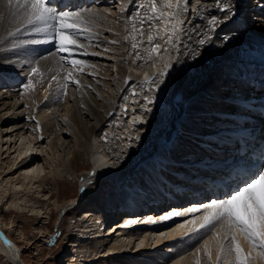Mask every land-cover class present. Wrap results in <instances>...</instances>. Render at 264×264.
<instances>
[{
	"label": "bare ground",
	"instance_id": "bare-ground-1",
	"mask_svg": "<svg viewBox=\"0 0 264 264\" xmlns=\"http://www.w3.org/2000/svg\"><path fill=\"white\" fill-rule=\"evenodd\" d=\"M128 1L104 0L100 3L102 6L96 2L92 6H90L92 3L89 2L84 4L82 10L88 9L90 13L95 14L93 36L96 43L87 48L91 49L93 53L100 54L98 56L93 55L91 60H86L87 64L92 65V67H89V71H83L78 75L77 78L83 87H73L76 92L72 99H70L68 92L67 96H62L55 84L52 89L47 92L44 91V88L47 87L48 78L58 74L56 72L58 70L50 67H54V63H58V60H55L56 57L51 58L49 56L40 62L37 60V62L28 63L29 65H25V67L21 65L25 60L24 58L16 61L17 63L13 61L14 63L8 64L9 67L6 68L3 55H7L8 48L5 51L1 47L0 154L2 150L1 140L5 134L8 133L7 140H5L8 146L7 152H12V148L19 143L13 150L18 149V152L14 154L12 159L7 160L10 169H7L6 173H16L13 177L9 176L0 180V182L5 181L0 189V195L5 197L10 190L12 195L9 202L11 205L24 202L26 206L33 205L34 208L31 207L34 210L38 208L36 210H40L43 214L46 212L45 207L52 209V203L55 205L59 203L61 207L69 209L75 204L77 196H71L66 202H61L58 196L56 198L50 192H44L45 182L42 180L49 178L48 172H55L54 175H58L60 178L64 174L70 175L75 171L78 172L75 162L82 156L85 159L84 155H86L90 159V165L87 166L83 163L82 170L80 169L79 172L82 175L81 183L84 186H91L89 183L91 181L104 183L107 180H121L122 182L131 179L130 183L126 185L123 196H120L121 193L119 194L120 198L116 200L115 206L104 205L97 207L98 209L96 208L94 211L88 209L91 210L89 214L96 213L97 222L108 224L106 226L108 237L104 239L95 237L90 247L92 254H95L93 251H97L96 253L100 254L99 257H103L100 263H121V261L115 263L116 255L121 251L132 250L133 247L130 245H132L133 237L136 234L139 238L137 246L142 245V249L148 247L164 248L168 246L164 244L167 240L172 241L171 245H174L169 248H162L163 255L153 257L152 254L143 253L146 258L150 259L147 264H195L193 253L196 248L200 247L204 233L182 235L184 229L180 227L186 221L192 220L193 215H180L169 220H161L160 217H151L153 212L150 210L144 211V214L138 216L135 215L136 213H123L121 209L134 208V205L137 204L152 203L153 198L161 199L162 191L167 190L164 184H171V191L176 190L175 187L182 190L180 180L175 181L180 176L179 172L184 173L185 168L193 167L195 162L203 163L210 155V152H207V147L213 145L211 142L214 141L212 139L214 134L230 129L226 125L230 121L224 117L230 113L229 108L231 107L228 99L235 96L248 97L244 93L245 88L242 86L244 85L242 78L247 71L246 68L264 62V10L260 9V12H257V9L253 13L251 11L243 12L244 8H252L249 5L251 0H248L249 3L246 0H226L233 6L236 15L230 16L227 20H222L219 26L213 30L209 27L212 19L209 13H214L217 18L223 16V13L212 6L211 0H208L207 4L202 0L197 12L188 11L181 14L180 18L184 19L185 23L183 31H178L177 35L174 36V46L172 44L165 45L163 40L156 41L162 45L161 54L164 59L157 60L156 67L153 68L152 63L147 60L146 37H142L141 41L144 45L143 48V45L141 46L143 49L142 56L145 58L142 64H137L128 57L131 50H126L127 56L126 54L119 55L117 51L120 46L117 43H109L111 40H119L125 43L123 38L124 23L120 20L124 19L128 12L139 10V5L142 2V0H134L130 3V11H125L126 5L124 4L128 5ZM191 2L192 7H194V0ZM159 3L162 6L163 0H159ZM239 9L241 11L237 14ZM0 12L4 13V18L0 20V45L7 47L4 41L7 40L8 36L6 39L4 36L8 35L9 31L5 35L3 34L7 31L6 28L12 27L13 29L14 27L15 29L17 18L7 12L2 2H0ZM248 15L251 16L247 17ZM252 17H258L257 20H260V23L253 29H249L246 23ZM193 25H196V31L192 30ZM201 39L206 40V43L200 45L198 41ZM124 46L126 47V44ZM165 48L167 51H164ZM4 57L6 59V56ZM99 57H102L103 61ZM169 57L172 66L166 69L167 75L156 81L158 87L152 85V90L149 91L150 86L145 84L146 88L143 89L145 74L149 76L154 72L152 77H155L158 69L169 62ZM206 58H209L208 62ZM5 61L7 63L8 60ZM109 61L119 64L118 77L114 76L118 72L114 73L113 68L107 66ZM34 63H39L42 66V71L43 69L46 71H43L45 75L43 86H41L38 77L34 78L37 85L35 91L25 92L23 85L21 91L17 90V87L11 88L8 86L9 83H5L7 79L2 78L5 75L28 80L29 69ZM130 77H134L137 84L136 92L128 88V78ZM10 83L14 82L11 81ZM88 85H91V88ZM18 97L23 98V100H18ZM58 97L60 98L58 99ZM145 97L151 98L153 103L147 104ZM69 100H73V102H69ZM122 101L125 102L122 103ZM71 103L74 107L70 106ZM125 104L128 105L127 109H124ZM147 109L151 110L148 111ZM114 113H119L118 115L123 119V123L119 122L120 124H116V126L119 128L118 133L124 136L125 140L118 146L114 144L113 150L110 151L107 149V144L104 143L102 135L104 124L111 115L114 116ZM172 117H176V120L171 121L170 118ZM134 118L137 121L135 123L133 122ZM167 124H170L169 135L173 134L175 139L170 146L159 147L158 142L162 138H168L167 132L163 130ZM26 130L33 131L35 133L34 138H28L27 135L23 134ZM141 137H146V144L151 146H149V150H144V152L137 149L142 153L134 150L141 145ZM26 138L29 140L25 141ZM39 138L44 139L46 145L36 144L35 142ZM144 140L143 142H145ZM32 142L40 147L37 150H32ZM127 148L133 150L130 158H136V153H139L138 155L141 157L132 165L124 167L116 162L115 157L127 156L126 153H129ZM156 148L157 150H154ZM38 152H46V158H44L46 162H40L41 158H39L40 153ZM112 152L115 153L114 158ZM204 153L206 154L205 157L199 156ZM8 155L11 156L12 154L8 153ZM171 157L175 159L176 163L170 162ZM21 160L23 162H20ZM19 163L21 164L19 165ZM45 163H48L49 166H46ZM15 164L16 167L11 169ZM47 167L50 170H47ZM3 168L4 165L0 164V173H3ZM164 175L168 176L170 181L168 179L161 181L165 178ZM36 184L37 186L33 188ZM39 195L42 198H39ZM6 200L8 201L9 198ZM65 204L66 206H64ZM158 205L156 203L155 207L158 208ZM171 206L176 205L170 204L169 208ZM186 209L179 211L183 212ZM115 211L117 215L122 214L120 220H126L124 222L126 227L117 228L119 218H112ZM118 211L121 213L119 214ZM9 212L0 209V255H5V259L9 261L8 264H28L23 255L22 245L11 235L9 230L10 223L15 220L13 214ZM45 215L52 217V214ZM143 215L156 222H148L149 218L142 219ZM194 215L199 216L200 214ZM182 216L187 218L182 222L183 224L171 223L175 218ZM132 217L137 218L131 219ZM44 222L47 223V221ZM3 223H6L7 226ZM46 223L41 224L40 229H38L44 236L46 235L42 233L49 229ZM95 224L97 223L95 222ZM102 230L103 228H98L96 231ZM20 232L26 233L25 225L20 227ZM34 238L32 243L37 241ZM101 241L106 242L104 250H99L97 247L99 246L98 242ZM71 242L70 246L74 245L75 248V239ZM175 242L177 244H174ZM20 256L22 257L20 258ZM52 256L49 264H74L75 260L79 259L80 253L77 252L76 248L74 251H70L64 260L62 257H58L59 254ZM163 258L165 259L164 262L162 261ZM140 259L141 257L138 258V261ZM143 260L146 262L145 258ZM88 263L86 260L83 264Z\"/></svg>",
	"mask_w": 264,
	"mask_h": 264
},
{
	"label": "snow or ice",
	"instance_id": "snow-or-ice-1",
	"mask_svg": "<svg viewBox=\"0 0 264 264\" xmlns=\"http://www.w3.org/2000/svg\"><path fill=\"white\" fill-rule=\"evenodd\" d=\"M0 2L5 5L9 14L20 21L14 31L8 32L9 37H16L21 32L41 34L43 39H32L25 43L34 45L51 43L55 47V52L50 55H59L60 72L48 78L44 91L52 89L55 84L62 96H67L69 84L78 88L83 87L77 77L90 65L83 59H78L76 53L83 52L84 55H89L83 41L90 43L94 35L95 14L90 13L88 9L58 10L51 0H0ZM203 2L207 4L208 0ZM194 4L191 11L197 12L202 0H194ZM211 4L223 13L219 18L214 13H209L212 17L209 27L213 30L222 20L236 15L233 6L226 0H211ZM189 7L190 0H183L182 4L181 0H163L162 6L159 0H147L146 4L139 5L140 9L145 10L144 18L139 26L135 22L131 25L130 33L124 37L125 41L129 39L135 41L131 44V48L137 50L141 43L137 41V36L146 37L147 60L155 68L156 61L164 59L161 54L162 45L156 41L163 40L165 45H175L174 36L178 31H183L185 23V20L180 18L181 14L188 12ZM3 18L4 13L0 12V20ZM192 30H197L196 25H193ZM109 43L116 44L118 41L111 40ZM198 43L203 45L206 40L201 39ZM164 51H167V48ZM135 59L145 58L136 51ZM171 66L169 57V62L158 69L155 77L145 74L144 82L150 86L149 91L152 90V85L158 87L156 81L167 75L166 69ZM37 77L43 86L44 72L39 63H34L29 69L28 82L23 85L25 92L36 90L34 78ZM88 87L91 88V85ZM145 100L147 104L153 103L149 97H145ZM133 122H137L135 118ZM196 213L200 215L195 216ZM190 214H193V219L180 226L184 229L182 235L204 233L200 247L193 253L195 264H264V164L250 168L235 188L229 186V191L224 195L211 199L208 203L193 205L183 212H169L160 219L169 220L175 216ZM148 222L156 221L149 218ZM51 243L54 244L55 241ZM9 246L11 247L10 244Z\"/></svg>",
	"mask_w": 264,
	"mask_h": 264
},
{
	"label": "rangeland",
	"instance_id": "rangeland-1",
	"mask_svg": "<svg viewBox=\"0 0 264 264\" xmlns=\"http://www.w3.org/2000/svg\"><path fill=\"white\" fill-rule=\"evenodd\" d=\"M118 2V1H117ZM129 4H124L126 5V10L125 11H130V3L131 1H128ZM147 0H142V3L146 4ZM117 4V3H116ZM92 6V5H91ZM247 7V6H246ZM251 12L253 13V11H255L252 8ZM68 11V10H67ZM72 11V10H69ZM77 11V10H75ZM241 11V9L238 10L237 14ZM243 12H249V7H247L246 9L244 8ZM127 18L125 16L124 19H121L120 22L124 23V33H123V38L125 37V35H128L130 33L131 30V25L135 22L137 24V26H139L140 21L144 18L145 15V10L143 9H139L136 10L135 12H128ZM251 15H248L247 17H250ZM133 17L135 18V20H133ZM258 17H252L251 19L247 20V28L249 29H253L256 25H258L260 23V20H257ZM20 22L17 19V26H19ZM16 26V27H17ZM15 27V28H16ZM11 29V30H8ZM6 28L3 35H5V33H7L8 31H14V27L12 29V27ZM147 30V27L145 26V31ZM8 34V33H7ZM23 35V36H22ZM108 35V34H106ZM8 35H5V39ZM26 37V38H25ZM37 37V34L35 35L34 33H30V32H21L19 33L16 37H9L7 38L5 42L6 45L2 46L0 45V49L2 47V50L7 49L6 54L7 55H3V62L6 68L9 67V65H12L14 62L19 61L21 59H24V57H28L29 60H38V62H40V60H42L43 58H49L46 57L49 52H45L41 49H34L33 44L30 43H25L26 41H30L32 39H35ZM16 38V39H15ZM30 38V39H28ZM25 39V40H23ZM137 41H142V37L137 36ZM10 42V43H9ZM12 42V43H11ZM135 42L132 41L131 39H129L128 41L121 42L118 40L117 45L120 46L118 47V51L117 53L119 55H124L126 53V50H131V54L128 55V57L130 59H132L133 61H135L137 64H142L144 63V60H136L135 59V53L136 51H139L140 54L142 55L143 53V47L144 45L142 43H140V46L137 50H133L131 48V44ZM11 45H9V44ZM124 44H126V47L124 46ZM14 45H16L14 47ZM143 45V46H142ZM142 46V48H141ZM87 47H92L89 45H85V49L86 51L89 50L90 52L89 55H84L83 52H78L76 53V57L78 59H83V60H91L93 55L91 52V49L87 48ZM99 49V48H98ZM125 49V51H124ZM6 51V50H5ZM30 51H33V53H30ZM26 53V55H25ZM6 56V59H4ZM98 56V55H97ZM55 57V56H51ZM91 57V58H90ZM102 61L103 58L99 57ZM59 55L58 58H56L55 60H58V63H54V67H52L55 70H58L56 72H60V67L59 65ZM8 60L7 63H5ZM207 60V58H206ZM14 61V62H13ZM86 61V62H87ZM10 62V63H9ZM208 62V61H207ZM12 63V64H11ZM9 64V65H8ZM53 64V63H52ZM57 65V66H56ZM107 66H109L110 68H113V72L116 73V71L118 72L117 74H115V77L119 76V64L117 63H113V61H109L107 63ZM40 67L42 68V66L40 65ZM89 67H92V65H90ZM86 67L84 69L85 72L89 71L90 68ZM45 68V66H44ZM58 68V69H57ZM42 70V69H41ZM44 72H46L43 69ZM81 74V73H80ZM154 74V72H153ZM132 84V85H131ZM143 89L146 88L145 82L143 83ZM75 86H73L72 84H69L68 87V94L70 95V99L73 98V96L75 95V89L73 88ZM128 88L129 90H133V89H137V84L134 80V77H130L128 78ZM17 90L21 91V85L20 88H17ZM126 91V90H125ZM19 94V93H18ZM6 95V94H3ZM19 98V97H18ZM18 100L22 101L23 98H19ZM69 102H73V100H69ZM125 101H122V103H124ZM70 106L74 107V105L71 103ZM182 108V107H181ZM119 113H114V116L111 115V117L108 119V121L104 124V131H103V141L105 144H107V149L108 150H113V146L114 144L116 146H118L120 143L124 142V136H122L121 134H119V128L116 126V124H120L119 122L123 123V119H121L120 115H118ZM116 115H118L117 117H115ZM171 116V115H170ZM117 119V120H116ZM171 121H175L176 117H172L170 118ZM120 120V121H118ZM118 121V122H117ZM169 125L167 124V126H165L163 128L164 131L167 132V136L169 137L170 135V129H169ZM6 127V126H5ZM6 132V131H4ZM8 134V133H7ZM7 134H5V136H3L1 142H2V150H1V156H0V164L4 165V171H2L3 173H0V180L7 178L9 176H12L16 173H6L7 169L9 170V166L7 165V160L9 161L10 158L12 159L14 157V154L16 152H18V149L16 151H13L14 149H16L17 145L12 148V152H7L6 148L7 143L5 140H7ZM23 134L27 135V137H32L34 138V132L31 130H26V132H24ZM36 136V135H35ZM106 138H105V137ZM19 138V137H17ZM142 138V137H141ZM143 139H145L143 142ZM29 139H25V141H27ZM146 137L142 138V142L140 146H137L138 148H134V150H136L137 152H141L138 150H142V152H144V150H149V148L151 147L149 144H146ZM33 143V142H32ZM38 145H46V142L44 141V139L39 138L37 142H35ZM146 144V145H145ZM148 146V147H147ZM150 146V147H149ZM40 146H36L34 145V143L32 144V150H37V148ZM146 147V148H145ZM138 149V150H137ZM5 150V151H4ZM127 151H129V153H126L127 156L125 155L124 157H115L114 156V152H112L113 158L115 157L117 160L116 162L124 167L128 166V165H132L133 163H135L138 158H140L141 156L138 155L137 153L135 154V156H137L136 158L133 157H129L130 154L132 153V149H126ZM154 150H157L154 149ZM141 152V153H142ZM8 153H11L12 155L9 156ZM40 153V152H38ZM6 157V158H5ZM85 159L83 158V156L79 159H77V161L75 162V166H77V170L78 172H73L70 175H63L61 176L62 178H60L58 175H54L55 172H48V177L47 179H43L42 182H45L44 185V192H50V194H52L53 197L58 196V198L60 199L61 202H66L67 199H69L71 196L76 197L75 200V204L70 207L69 209L65 208V207H61L59 205V203H56V205L54 203L51 204L52 209H50V207H46L44 208V210H46V212L43 214V212H41L40 210H36L38 208L32 209L31 206L33 205H25L24 202H20V203H14V205H11L10 199H11V191L9 190L6 194V196L4 197L3 195H0V209H5L6 212H9L10 214H13L12 216H14L15 220L13 222L10 223V227L9 230L11 232V235H13L19 242L20 245H22V251H23V255L25 256L27 263L28 264H49V262L52 260V255L55 254H59L58 257H62L63 260L64 258L68 257L70 251H74V249L77 248V252L80 253V257L79 259L75 260L74 264H83L86 262L88 263V259L90 260L91 264H101V260L103 259V257H99V253H96L97 251H93L95 254H92L90 251V247H91V243L94 242V238L95 237H101V239L107 238L108 235L106 234V226L108 224L106 223H101L96 221L95 215L96 213H93L92 215L89 214V212L96 210V208L100 207V206H115L116 200L119 197V194L121 193L120 196H123V194L126 191V185L130 183V178L126 179L124 181L121 182V180H107L104 183H100V182H93L91 184V186H87L84 190L80 191V185H81V181H82V175L79 174V172L82 170L81 167L83 166V163L87 166H89V162L90 159L84 155ZM40 162H43L46 158V152H41L39 155ZM134 159V160H132ZM42 160V161H41ZM81 161V162H80ZM20 162H23V160H21ZM46 162V161H44ZM21 163H19L20 165ZM46 166H49L48 163ZM79 165V166H78ZM179 166V165H178ZM16 164L11 168H15ZM85 167V166H84ZM48 168V167H47ZM81 169V170H80ZM47 170H50V168H48ZM13 172V171H11ZM6 173V174H4ZM80 175V176H79ZM80 177V178H79ZM47 180V181H46ZM2 184H5L4 182H0V189L2 188ZM36 185L33 186V188H35ZM55 186V188H54ZM70 188V189H69ZM56 191V192H55ZM2 192V190H1ZM75 194V195H74ZM39 195V198H42V196ZM9 198V200L7 201L6 199ZM57 198V197H56ZM7 203H6V201ZM66 206V204L64 205ZM31 207V208H30ZM11 208H13L12 210H10ZM34 208V206H33ZM97 208V209H98ZM91 209V210H88ZM33 212V213H32ZM51 212V213H50ZM45 214H52L51 218L49 215H45ZM43 215V216H41ZM9 220V219H7ZM44 221H47L44 222ZM95 222L97 224H95ZM48 225L49 229H47L46 231H44L41 235V231H39L38 229H40L39 227L41 226V224H45ZM4 224V223H3ZM9 224V223H8ZM84 224V225H83ZM87 224V225H86ZM5 226H7V224H4ZM22 225H25V231L26 233L22 234L20 232V227ZM36 227V228H35ZM98 228H103L102 231H96ZM9 232V231H8ZM35 234V235H34ZM35 237V238H34ZM138 236L135 234V236L133 237V243L132 245H130V247H133L132 250H126V251H121L118 253V255H116L117 259H114L115 263H118V261H121V263L118 264H147L149 263L148 258L145 257V255H142L141 257V261H138L137 255L140 254V250H148L146 251L145 254H152V256L154 257L156 255H163V251H161L162 247L156 248L154 249L153 247H148L146 249H142V245L137 246V243L139 241V238H137ZM37 239V241H35L34 243H32V239ZM75 239V244L76 247L74 248L72 246H70V244L72 243L71 241H74ZM55 241V243H51V241ZM99 243V250H104L105 246H106V242L105 241H101L98 242ZM166 243H169L171 245L172 241L167 240ZM164 243V244H166ZM33 244V245H32ZM137 246V247H136ZM79 249V251H78ZM164 249V248H163ZM161 251L160 254H158V251ZM154 251V252H153ZM135 252V253H134ZM129 255V257H127ZM0 263L1 264H8V260L5 259V255H0ZM22 256H20L21 258ZM108 257V256H107ZM113 257V256H112ZM19 258V260H20ZM143 258H145L146 262L143 260ZM92 259V260H91ZM157 259V258H156ZM7 260V261H6ZM152 260V259H151ZM164 258L162 259V261L164 262ZM90 262L88 264H90ZM11 264V263H9Z\"/></svg>",
	"mask_w": 264,
	"mask_h": 264
},
{
	"label": "water",
	"instance_id": "water-1",
	"mask_svg": "<svg viewBox=\"0 0 264 264\" xmlns=\"http://www.w3.org/2000/svg\"><path fill=\"white\" fill-rule=\"evenodd\" d=\"M173 139H174V135H172V136L170 137L169 142H172Z\"/></svg>",
	"mask_w": 264,
	"mask_h": 264
}]
</instances>
